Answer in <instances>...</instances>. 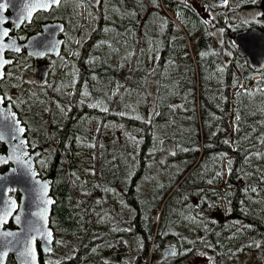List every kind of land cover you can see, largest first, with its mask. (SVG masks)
I'll use <instances>...</instances> for the list:
<instances>
[{"label": "trees", "instance_id": "16d2710c", "mask_svg": "<svg viewBox=\"0 0 264 264\" xmlns=\"http://www.w3.org/2000/svg\"><path fill=\"white\" fill-rule=\"evenodd\" d=\"M172 2L164 0L183 28L174 25L176 35L160 26L142 27V17L124 10L122 1V10L97 16L95 24L92 13L80 14L84 1L74 2V17L67 18L63 7L57 10L58 20L83 28V43L75 45L77 38L71 42L82 48L83 61L100 36L107 37L117 55L126 54L115 67L109 58L87 61L85 79L92 86L77 89L70 108L59 96L74 81L57 78L60 68L43 90L17 100L29 145L44 151L37 169L53 180L59 220L54 229L60 235L54 256L59 240L65 253L55 261L51 256L52 264H77L82 204L89 220L91 210L113 211L123 200L126 213L115 217H127L124 223L131 224L143 264H149L156 232L154 264H167L158 259L160 249L171 243L191 254L208 253L217 264L264 252V71L241 57L234 42L238 32L250 28L242 13L254 10L256 1L196 0L195 12L182 0ZM148 24L158 22L155 18ZM149 31L165 41L159 67L152 71L138 67ZM104 75L111 78L109 92L93 81H104ZM9 79H14L11 74ZM9 79L7 88H12ZM149 89L155 92L143 120L117 116L118 107L131 108L129 101L120 105L121 99L147 95ZM117 121L132 125L126 153L115 142L109 150L105 146V133ZM4 150L0 145V154ZM158 214L161 228L156 231Z\"/></svg>", "mask_w": 264, "mask_h": 264}, {"label": "flooded vegetation", "instance_id": "af4514ba", "mask_svg": "<svg viewBox=\"0 0 264 264\" xmlns=\"http://www.w3.org/2000/svg\"><path fill=\"white\" fill-rule=\"evenodd\" d=\"M77 2V0H66L63 1L58 7L53 8L50 12H40L38 13L34 19L32 20V23H24L21 29L19 31H15L12 29L11 25H7V28H9L10 36H16L20 43L27 42L31 37L38 35L42 33L43 27L48 24H54V23H61L64 25V32L59 36L61 39H63V49L62 54L59 57H55L54 55H47L44 58H40L37 61L29 57L26 52H23L22 54H12L8 53L7 58L14 60V63L9 65L5 69V77L0 82V93L2 97H5L4 105L10 103L12 104V107L15 111V113L18 114L20 119L19 110L16 108L17 100L23 96V95H30L34 94V91L43 90L46 85H48L49 82H51L52 75L56 70L58 71L57 78H65L73 80V84L69 87L75 88V92L77 89L82 91H87L89 87V81L86 80L85 75V69L87 70V64L86 61H83L80 52L82 49L79 47L73 46L71 44L72 40L74 38H77L75 41V45H81L83 41L81 42V31L83 28L78 30V28L75 26L69 25L68 17H74L77 13L76 9L74 8V2ZM84 1L82 8L79 10L80 14L86 15L87 13H92L97 16L104 15L105 13H108V11L112 14L122 9L118 8L120 7V1H122V4L124 5V10H128L132 13H136L137 15L141 16V26L142 27H153L154 29H157L159 26L163 28V30L169 34L176 35V29H175V22H178L177 20V13L176 12H170L169 14H172V18H167L165 16V12L163 13L161 11L160 4L163 7V10L166 12H169V10L166 8L164 0H100L99 7H94L88 0H79ZM177 3L178 0H173ZM186 3L188 7H190V10L195 12L197 9V3L196 0H182ZM254 5L256 8L252 10V13L254 14V19L247 20L246 18L242 17L244 20L249 21L250 28H259L264 29V0H255ZM161 2V3H160ZM169 3H171L169 1ZM142 6L141 10H138L137 7ZM176 6V4H175ZM63 7V9L66 10L65 16H67V20H58L57 17V10L59 8ZM186 7V8H188ZM202 12V11H201ZM204 13V12H203ZM202 13V14H203ZM9 11L7 12V15H9ZM91 14V15H92ZM204 15V14H203ZM56 16V17H55ZM158 22V25H152L148 24V21L150 19H155ZM191 18V17H190ZM193 19V15H192ZM247 30V29H245ZM244 31V30H242ZM146 40L144 39L143 45L145 44ZM227 47H225L226 49ZM239 52V50H238ZM240 55V54H239ZM242 57V56H241ZM244 58V57H243ZM246 59V58H245ZM72 61V62H71ZM247 61V59H246ZM248 62V61H247ZM75 64L74 69H72V65ZM50 65L52 67L50 77L48 81L45 83H40L37 80V67L38 66H45ZM263 72V71H262ZM12 75V79H9V75ZM111 75V74H110ZM91 76V75H90ZM13 81L12 88H7L8 84L7 81ZM110 76H106L105 81H109ZM258 79V78H257ZM100 80V78H93V81ZM18 82V83H17ZM21 83V86L19 84ZM87 83V85H85ZM92 89V88H91ZM99 90H101L99 88ZM111 87L107 90L102 91H110ZM71 91V90H69ZM21 120V119H20ZM23 123V122H22ZM29 145V139H28V133L26 135ZM0 145H2L0 143ZM30 146L31 153H35L37 150H41L42 154L37 159L40 160L43 156L44 151L42 148H36ZM5 152L1 154L7 153V148L5 147ZM38 170V169H37ZM2 172H5V169L2 170ZM40 173V171L38 170ZM40 176L42 179H50V178H44L42 174L40 173ZM53 195V193H52ZM10 197L14 198L18 208L21 205L22 200V194L19 191H12L10 193ZM85 197V196H84ZM126 203L125 200L116 202L113 207L114 210H106L104 212H96L95 210H91V217L89 220L85 219V210L84 205L82 204L79 217H80V226L81 229L79 231V240H78V261L77 264H143L144 261L141 259V255L135 251V241L133 240V231L131 229V224L124 223L125 218L122 220H119L115 217V213H126ZM57 206V201L53 209V213L51 216V228L52 227V220L54 211ZM105 207H108L105 204ZM110 207V205H109ZM110 216H106V215ZM112 214L114 216H112ZM132 220V219H131ZM143 220V219H142ZM154 223V222H153ZM155 224V223H154ZM161 222L156 225V231H158L159 227L161 228ZM146 225V224H145ZM6 229H12L15 230L16 227L13 223V220L9 221V224L5 226ZM55 232V230H54ZM157 232L155 234V238L151 247L152 256L151 258H147L146 261L149 262V264H154V254L157 250L155 240L157 237ZM180 233H178L179 235ZM56 237V232H55ZM40 250V245H38ZM176 247L177 248V255L173 258L171 257H164L163 251L165 248L168 247ZM56 248V242L54 246V253ZM165 248L160 249V257L159 262L161 263L163 260L167 261V264H188L189 259L196 255V253L191 254V250L189 248H185L182 250V248H178L177 244H168ZM184 253V254H183ZM180 254H183V256L178 259V256ZM52 255L49 256H43L41 254V264H52V261L49 259ZM47 257V259H46ZM1 264V263H0ZM6 264H17L16 260L13 256L8 257Z\"/></svg>", "mask_w": 264, "mask_h": 264}, {"label": "water", "instance_id": "95a60500", "mask_svg": "<svg viewBox=\"0 0 264 264\" xmlns=\"http://www.w3.org/2000/svg\"><path fill=\"white\" fill-rule=\"evenodd\" d=\"M66 1V0H62ZM94 7H99L100 0H88ZM38 0H0V37L2 43L14 45L4 49L3 58L9 63L3 67L5 69L14 63V60L7 58L8 53L22 54L26 52L29 57L36 61L47 55L59 57L62 54L64 41L59 36L64 32V25L61 23L48 24L43 27L42 33L31 37L27 42L20 43L16 36H10V29L7 25H11L16 32L22 28L24 23H32L34 17L40 12H50L53 6L48 10L31 9V5L37 3ZM61 2V3H62ZM222 4V0L219 1ZM32 11V16H27L28 11ZM9 11V15L7 12ZM204 10L202 11V13ZM7 30L8 35L2 36ZM234 42L238 46L240 56L247 59L250 65L258 72L264 71V29L251 28L238 32L234 37ZM19 47L20 51H15ZM39 53V54H37ZM52 67L50 65L37 67V80L45 83L50 77ZM5 77V75H4ZM4 79V78H3ZM0 79V82L3 80ZM1 96V93H0ZM15 113L12 104H0V121H3L4 114ZM16 118L21 122V126L25 128L21 140L25 141L24 148L17 154L26 164L24 167L14 160L8 163H0V216L4 215V211L9 204H15V208L11 210L10 215L4 221H0V263L6 264L8 257L13 256L17 264H41V254L49 256L54 253L55 232L51 228V216L53 213L56 200L53 193V180L42 179L37 170L36 160L41 156V150L31 153L27 140V127L19 119L17 113ZM0 132L5 133V139L0 141L7 148V153L0 154V157L6 158L11 154V150L15 141H10L7 131L0 128ZM27 153V155H24ZM30 165V167H27ZM17 169L16 173L11 170ZM5 169V172L2 170ZM25 169L27 175L24 174ZM9 189H15L22 194L21 205L18 208L14 198L10 197ZM19 217V219H16ZM13 220L16 227L15 230L6 229L5 226L9 221ZM12 233V236H6V233ZM50 233V235H49ZM30 246L35 254V260L24 257L22 253L25 250V242ZM40 245V250L39 246ZM178 251L176 247H168L163 251L164 257H175Z\"/></svg>", "mask_w": 264, "mask_h": 264}, {"label": "rangeland", "instance_id": "374dc122", "mask_svg": "<svg viewBox=\"0 0 264 264\" xmlns=\"http://www.w3.org/2000/svg\"><path fill=\"white\" fill-rule=\"evenodd\" d=\"M107 15V14H106ZM243 17L246 18L247 20H252L254 19V14L252 13V10H246L243 13ZM168 18V17H167ZM93 23L95 24V22H98L97 19V15L92 14V18ZM93 27V26H92ZM148 39L149 41H146L145 44L143 45V49H140V54H142V58H140V62L138 63V67L141 69H149V70H155V68L159 67V64L157 63L159 58L162 55L164 46H165V41L162 42L159 40L158 36H156L154 34V32L149 31L148 32ZM108 39L105 36H100L95 43L93 44V46L89 49L88 51V56L86 57V62L90 61V60H95L97 59H105V58H109L108 61L111 62L112 67L116 66V63L118 64L119 61L123 58H125L124 54H126V52H121L119 55L116 54V49L115 47H111L108 44ZM82 47V46H81ZM153 47V48H150ZM159 47V48H158ZM191 47V46H190ZM82 49V48H80ZM157 50V51H156ZM152 55V59L151 62L149 63V56L152 52H154ZM82 51L80 52V55L82 57ZM125 63H130V60H127ZM121 63H119L118 65H120ZM125 65L126 69L129 71V64ZM162 68V66H160ZM125 70V69H124ZM165 69H162V71H164ZM106 76V75H104ZM96 86L99 87L101 90H107L108 88L111 87V82H107V81H103V80H96L95 81ZM113 87V86H112ZM71 90V87H68L67 91L64 93V95H60L59 97L64 98V100L66 101L65 103L69 106L72 105V103L74 102L75 98L73 97L75 95V91H69ZM147 95H145V93H140L137 97L134 96L133 94H131L130 98H124V100H120V105H123V101L131 103V108L130 111H125L124 108H117V116L119 117H128V118H132V119H139V120H143L146 116L147 113V106L148 103L150 104V99L153 98L154 92L155 91H151L150 89L147 91ZM149 95V96H148ZM91 105L94 106V101L92 100ZM105 107H102L100 110L105 111L104 110ZM133 109H135L134 113L132 112ZM113 110V109H112ZM69 112V109H68ZM115 114V112H114ZM127 115V116H126ZM131 132H132V125L128 124L126 121H117V126L114 129H110V131L105 133V137H104V142H105V146L107 147L106 149L109 150L110 149V144L112 142H115L119 147H121V151L126 153V149H130V146L132 145V136H131ZM41 160V159H40ZM37 161V164L39 163V161ZM56 209L54 211V215H53V220H52V227L54 228V226L58 225L59 220H57L56 218ZM160 220L159 215H156L154 217L153 222L154 223H158ZM55 230V229H54ZM58 239L60 238V235L57 233V231L55 230ZM57 240V239H56ZM57 248L59 249V254H55L57 256H52L51 260L55 261L58 259V257L62 254V257L64 256L65 253V246L62 243L61 240H59ZM188 264H217L213 257L211 255H209L208 253H197L196 255H193L190 259ZM221 264H264V252H250L244 256H241L239 258H237L236 260H227L224 261Z\"/></svg>", "mask_w": 264, "mask_h": 264}, {"label": "snow or ice", "instance_id": "6c2138e0", "mask_svg": "<svg viewBox=\"0 0 264 264\" xmlns=\"http://www.w3.org/2000/svg\"><path fill=\"white\" fill-rule=\"evenodd\" d=\"M61 2L62 0H38L37 3H34L31 5V9L48 10L49 8L53 6H59ZM27 16L29 18L32 16L31 10L28 11ZM7 35H8V31L5 30L2 36H7ZM14 43L15 42H13V45ZM13 45L2 43V37H0V69H3V67L9 63L8 60L3 58L4 49L12 47ZM15 51L19 52L20 48L16 47ZM4 75L5 73L2 70H0V79H3ZM5 99H6L5 97L0 96V104H3ZM0 128H3L7 131V135L10 141L16 142L13 144L11 154L9 156H7L6 158L0 157V163H8L9 160H14V161H17L21 165V167H24L26 162L22 161L20 156L17 153L20 152L24 148V145H25V141L20 139V137L23 136L25 132V128L21 126V122L16 118L15 113L4 114L3 121H0ZM4 139H5V133L0 132V141H3ZM24 155H27V153H24ZM27 167H30V165H27ZM11 171L13 173H16L17 169L13 168ZM24 174L26 175L28 174L26 169H25ZM2 179L3 178L0 177V180ZM14 190L15 189H9V191H14ZM14 208H15V204L10 203L8 208L4 211V215L0 216V221L6 220L8 215H10L11 210ZM16 219H19V217H16ZM12 235L13 234L10 232L6 233V236H12ZM25 245H26L25 250L22 253V255L30 259V261H34L35 254H34L33 249L30 246H27V241L25 242Z\"/></svg>", "mask_w": 264, "mask_h": 264}]
</instances>
